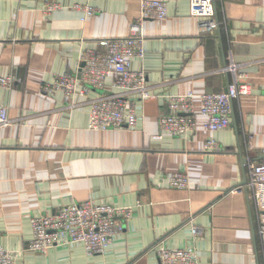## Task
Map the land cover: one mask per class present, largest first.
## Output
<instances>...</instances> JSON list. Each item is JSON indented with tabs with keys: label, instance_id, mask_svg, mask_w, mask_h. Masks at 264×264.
<instances>
[{
	"label": "crops",
	"instance_id": "obj_1",
	"mask_svg": "<svg viewBox=\"0 0 264 264\" xmlns=\"http://www.w3.org/2000/svg\"><path fill=\"white\" fill-rule=\"evenodd\" d=\"M141 1L0 0V77L13 80L0 87L9 119L0 126V247L15 254V264H158L155 245L189 244L198 264H264L245 189V160L264 162V0H216L218 26L210 33L198 30L187 0H158L167 16L143 21L144 56L131 62L145 74L150 96L130 99L134 128L89 131L92 101L120 90L110 75L103 89L84 94L82 57L100 50V39L127 37ZM50 5L57 8L47 11ZM84 7L93 15L85 18ZM230 63L250 93L232 101L229 127L209 133L195 99L193 134L153 140L168 114L166 97L225 91ZM65 74L76 79L73 94L43 92ZM210 138L220 151H203ZM179 171L187 173L186 189L168 185ZM87 200L140 206L102 254L88 255L78 244L27 250L34 215Z\"/></svg>",
	"mask_w": 264,
	"mask_h": 264
},
{
	"label": "built area",
	"instance_id": "obj_2",
	"mask_svg": "<svg viewBox=\"0 0 264 264\" xmlns=\"http://www.w3.org/2000/svg\"><path fill=\"white\" fill-rule=\"evenodd\" d=\"M189 13L197 21L201 33L213 32L218 22L214 17L216 0H187ZM56 5L47 7V11L56 9ZM78 9L79 7H75ZM84 16L90 17L94 11L84 7ZM167 16L166 3L158 0H142L139 19L132 23L129 34L124 38L100 39V50L87 51L82 57L83 67L80 80L84 83L83 93L88 87L103 89L107 76H113L119 94L104 95L92 101L87 119L89 131H108L111 129H133L136 113L131 98L148 99L146 76L141 71H133L131 62L144 56L142 23L144 20H164ZM82 18V21L85 19ZM237 65L230 63L224 71L231 73L233 81L227 89L219 93L170 95L166 97L168 114L160 117V133L153 140H160L162 133L175 137L193 134L196 128L194 120V100H199V115L206 119L205 129L213 134L229 127L232 113V101L245 98L250 86L237 75ZM11 77L1 78L0 87L12 86ZM76 79L65 74L52 84L43 87L44 93L60 91L66 96L73 94ZM7 110L0 106V126L8 124ZM206 153L220 151L218 144L210 138L203 145ZM264 154V149L262 150ZM247 179L245 189L257 218V233L264 253V162L251 163L247 158ZM189 180L185 171L170 175L168 185L176 189L188 188ZM139 202L130 206H114L87 200L61 207L53 214H38L31 219V238L27 250L47 253L52 249H62L72 245H81L88 255L102 254L112 240L122 232L121 221L128 220ZM192 239L198 235V229L192 228ZM153 252L158 264H198L193 244L179 249H167L155 245ZM0 264H15V254L0 247Z\"/></svg>",
	"mask_w": 264,
	"mask_h": 264
},
{
	"label": "water",
	"instance_id": "obj_3",
	"mask_svg": "<svg viewBox=\"0 0 264 264\" xmlns=\"http://www.w3.org/2000/svg\"><path fill=\"white\" fill-rule=\"evenodd\" d=\"M216 21H217V20H216ZM82 67H83V64L81 65V67H80V69H79V71H78V72H79V74H80V71H81V68H82Z\"/></svg>",
	"mask_w": 264,
	"mask_h": 264
}]
</instances>
